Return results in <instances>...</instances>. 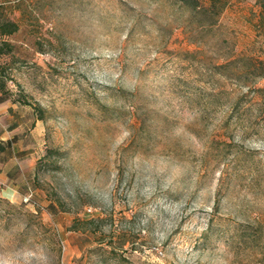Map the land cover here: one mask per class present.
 Returning a JSON list of instances; mask_svg holds the SVG:
<instances>
[{
    "label": "rangeland",
    "instance_id": "obj_1",
    "mask_svg": "<svg viewBox=\"0 0 264 264\" xmlns=\"http://www.w3.org/2000/svg\"><path fill=\"white\" fill-rule=\"evenodd\" d=\"M0 24L26 134L0 264H264V0H0Z\"/></svg>",
    "mask_w": 264,
    "mask_h": 264
},
{
    "label": "crops",
    "instance_id": "obj_2",
    "mask_svg": "<svg viewBox=\"0 0 264 264\" xmlns=\"http://www.w3.org/2000/svg\"><path fill=\"white\" fill-rule=\"evenodd\" d=\"M24 125V116L17 111L15 103L4 97L0 90V145L2 151H10L5 162L6 167L9 162L10 166L0 170V177L2 178L12 179L16 165L19 168L22 167L23 160L17 161L16 153H20L23 149L24 136L26 135L23 130Z\"/></svg>",
    "mask_w": 264,
    "mask_h": 264
},
{
    "label": "trees",
    "instance_id": "obj_3",
    "mask_svg": "<svg viewBox=\"0 0 264 264\" xmlns=\"http://www.w3.org/2000/svg\"><path fill=\"white\" fill-rule=\"evenodd\" d=\"M13 26V28H11V29H8V28H6L5 27V24H0V31L2 32V33H5V32H10L12 29H14L16 26H15V24H12Z\"/></svg>",
    "mask_w": 264,
    "mask_h": 264
},
{
    "label": "built area",
    "instance_id": "obj_4",
    "mask_svg": "<svg viewBox=\"0 0 264 264\" xmlns=\"http://www.w3.org/2000/svg\"><path fill=\"white\" fill-rule=\"evenodd\" d=\"M31 196H32V193L25 194L23 196V201H25V202L31 201Z\"/></svg>",
    "mask_w": 264,
    "mask_h": 264
}]
</instances>
